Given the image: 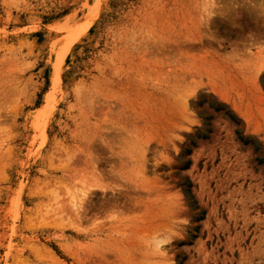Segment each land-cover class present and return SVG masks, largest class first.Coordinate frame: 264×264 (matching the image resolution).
<instances>
[{
	"label": "rangeland",
	"instance_id": "obj_1",
	"mask_svg": "<svg viewBox=\"0 0 264 264\" xmlns=\"http://www.w3.org/2000/svg\"><path fill=\"white\" fill-rule=\"evenodd\" d=\"M95 1L0 0V264H264V0Z\"/></svg>",
	"mask_w": 264,
	"mask_h": 264
},
{
	"label": "bare ground",
	"instance_id": "obj_2",
	"mask_svg": "<svg viewBox=\"0 0 264 264\" xmlns=\"http://www.w3.org/2000/svg\"><path fill=\"white\" fill-rule=\"evenodd\" d=\"M99 4H100V0H96L95 2H94V5L92 6V9H91V11H90V13L91 14H89V16H88V18L86 19V21L85 22H83L80 26H79V28H78V31H76V32H73L74 34H73V37H74V35L76 36V37H79L80 35H82V34H84L86 31H87V29L89 28V26L92 24V22H93V20H94V17H95V15H96V11H97V9H98V7H99ZM70 45H71V40H69V41H67L65 44H64V46L62 47V50H60L61 51V58H64V56H65V54L68 52V50H69V47H70ZM57 66V65H56ZM59 85V69H58V66H57V68H55V74H54V78H53V84H52V88L53 89H56V87ZM53 98L50 96L49 98H48V101L50 102L51 100H52ZM50 105V104H49ZM45 107V106H44ZM47 107V106H46ZM44 110V111H43ZM43 113L42 114H40V116H44V115H46L45 114V112H46V110H47V108H43Z\"/></svg>",
	"mask_w": 264,
	"mask_h": 264
}]
</instances>
